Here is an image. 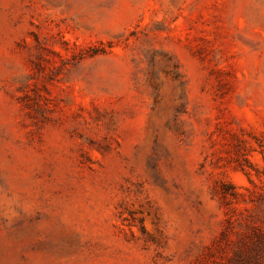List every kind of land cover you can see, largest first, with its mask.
<instances>
[{
	"label": "rangeland",
	"instance_id": "obj_1",
	"mask_svg": "<svg viewBox=\"0 0 264 264\" xmlns=\"http://www.w3.org/2000/svg\"><path fill=\"white\" fill-rule=\"evenodd\" d=\"M0 264H264V0H0Z\"/></svg>",
	"mask_w": 264,
	"mask_h": 264
}]
</instances>
